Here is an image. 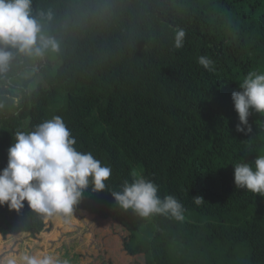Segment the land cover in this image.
<instances>
[{
    "label": "trees",
    "instance_id": "trees-1",
    "mask_svg": "<svg viewBox=\"0 0 264 264\" xmlns=\"http://www.w3.org/2000/svg\"><path fill=\"white\" fill-rule=\"evenodd\" d=\"M32 8L53 13L42 22L60 51L28 79L27 63L0 79V170L15 131L59 115L77 150L112 169L106 189L85 191L74 210L124 227L127 253L144 264H264V197L234 184V165L264 154V116L252 113V131L237 132L231 98L247 73L264 72V0H32ZM178 28L186 37L176 50ZM201 55L214 71L197 63ZM133 170L174 195L185 219L115 207L109 190ZM45 226L26 201L19 211L0 206L3 236Z\"/></svg>",
    "mask_w": 264,
    "mask_h": 264
},
{
    "label": "clouds",
    "instance_id": "clouds-1",
    "mask_svg": "<svg viewBox=\"0 0 264 264\" xmlns=\"http://www.w3.org/2000/svg\"><path fill=\"white\" fill-rule=\"evenodd\" d=\"M51 10L33 13L32 0H0V79L13 64L29 65L22 75L28 79L38 69L36 62L50 53L60 51V43L50 34L42 21H50ZM186 31L178 28L173 38V48L184 47ZM197 63L214 71L211 58L201 55ZM238 91L231 95L238 114L236 131L250 133L249 116H264V72L251 71L239 82ZM19 104L20 97H12ZM3 104H0V108ZM8 149L7 165L0 170V206L19 211L25 206L44 219L61 218L68 222L74 214L85 191L105 190L112 169L102 165L91 152L75 147L76 140L61 116L35 124L31 130H17ZM131 180L125 179L119 191H111L115 207L131 210L141 218L164 215L177 221L185 219V207L174 196L159 194V186L151 179L133 170ZM234 184L264 197V154L251 162L242 159L234 165ZM203 197H194L200 205ZM0 264H70L60 254L50 251H18L9 245L0 253Z\"/></svg>",
    "mask_w": 264,
    "mask_h": 264
},
{
    "label": "rangeland",
    "instance_id": "rangeland-1",
    "mask_svg": "<svg viewBox=\"0 0 264 264\" xmlns=\"http://www.w3.org/2000/svg\"><path fill=\"white\" fill-rule=\"evenodd\" d=\"M45 229L36 234H0V253L9 245L18 251H50L70 264H144L143 254L131 255L124 249L126 229L116 221L74 210L68 222L45 219Z\"/></svg>",
    "mask_w": 264,
    "mask_h": 264
}]
</instances>
